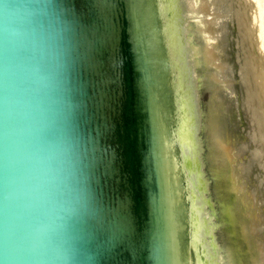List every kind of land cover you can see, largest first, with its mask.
I'll return each mask as SVG.
<instances>
[{
  "label": "water",
  "instance_id": "obj_1",
  "mask_svg": "<svg viewBox=\"0 0 264 264\" xmlns=\"http://www.w3.org/2000/svg\"><path fill=\"white\" fill-rule=\"evenodd\" d=\"M0 264H264V0H0Z\"/></svg>",
  "mask_w": 264,
  "mask_h": 264
}]
</instances>
